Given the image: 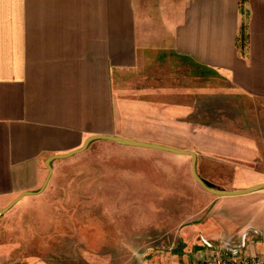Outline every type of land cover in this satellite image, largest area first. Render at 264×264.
<instances>
[{"label": "crops", "instance_id": "0c3cea01", "mask_svg": "<svg viewBox=\"0 0 264 264\" xmlns=\"http://www.w3.org/2000/svg\"><path fill=\"white\" fill-rule=\"evenodd\" d=\"M192 61L203 84L214 72L264 99V0H0V208L42 192L47 158L93 135L184 149L176 138H191L194 90L183 80ZM100 140L161 150L91 142ZM216 155L231 177L203 178L209 187L264 183L252 165L261 151ZM214 194L216 242L263 251L264 186Z\"/></svg>", "mask_w": 264, "mask_h": 264}, {"label": "rangeland", "instance_id": "374dc122", "mask_svg": "<svg viewBox=\"0 0 264 264\" xmlns=\"http://www.w3.org/2000/svg\"><path fill=\"white\" fill-rule=\"evenodd\" d=\"M203 72L192 61L183 80L194 90L193 126L191 138L178 143L196 152L202 179L231 177L221 173L216 153L261 151L252 165L264 171V99L236 91L214 72L203 84ZM192 160L102 140L56 159L42 192L0 214V264H138L151 256L162 264L211 256L210 241L220 244L209 216L215 194L196 180Z\"/></svg>", "mask_w": 264, "mask_h": 264}, {"label": "water", "instance_id": "95a60500", "mask_svg": "<svg viewBox=\"0 0 264 264\" xmlns=\"http://www.w3.org/2000/svg\"><path fill=\"white\" fill-rule=\"evenodd\" d=\"M102 137H104L105 139H110V140H114V141L121 142V143H124V144H129V145L151 147V148L161 149V150H165V151H169V152H173V153H177V154H190L192 156V158H193V160H192V171H193L194 177L207 190H209L210 192H213V193H217V194H239V193L249 192L251 190H255V189H257V188H259L261 186H264V183H259V184H256L254 186H251V187H248V188H245V189H241V190H235V191H222V190L214 189V188L209 187L206 184V182L199 176V174L197 172V154L193 150L178 149V148H174V147L167 146V145H162V144H157V143H147V142L132 140V139H128V138L118 137V136L93 135V136H90L89 138H87L80 148L75 149V150H71V151L63 153V154L52 155L49 158H47L46 164H47L48 169H49V174H48L47 180L44 183V186L42 187V190L45 188V186H46V184H47V182H48V180H49V178H50V176L52 174V170L53 169H52V164L51 163H52V161L54 159L64 158V157L70 156V155H72V154H74L76 152H80V151L84 150L87 147L89 142H91L92 140H95V139H100ZM35 193H38V192H32V191L23 192L19 197H17L14 201H12L9 204V206H7L4 209H1L0 210V214L4 213L6 210L11 208L23 195H25V194H35Z\"/></svg>", "mask_w": 264, "mask_h": 264}, {"label": "built area", "instance_id": "2783aa9c", "mask_svg": "<svg viewBox=\"0 0 264 264\" xmlns=\"http://www.w3.org/2000/svg\"><path fill=\"white\" fill-rule=\"evenodd\" d=\"M242 247H245L244 243L233 245L222 242L216 245L213 251L210 249L212 255L209 257H201L188 261L164 262L162 264H264V250L260 252H247L246 250L242 251Z\"/></svg>", "mask_w": 264, "mask_h": 264}, {"label": "trees", "instance_id": "16d2710c", "mask_svg": "<svg viewBox=\"0 0 264 264\" xmlns=\"http://www.w3.org/2000/svg\"><path fill=\"white\" fill-rule=\"evenodd\" d=\"M245 45H246V36L245 34H243L241 38L240 48L243 50L245 48Z\"/></svg>", "mask_w": 264, "mask_h": 264}]
</instances>
